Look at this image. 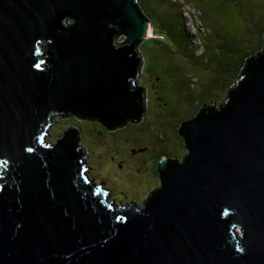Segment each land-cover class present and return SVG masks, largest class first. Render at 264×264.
Segmentation results:
<instances>
[{
	"label": "water",
	"instance_id": "1",
	"mask_svg": "<svg viewBox=\"0 0 264 264\" xmlns=\"http://www.w3.org/2000/svg\"><path fill=\"white\" fill-rule=\"evenodd\" d=\"M150 28L139 0H0V264H264V42L142 206L90 177L79 128L46 139L76 103L110 130L143 119Z\"/></svg>",
	"mask_w": 264,
	"mask_h": 264
},
{
	"label": "rangeland",
	"instance_id": "2",
	"mask_svg": "<svg viewBox=\"0 0 264 264\" xmlns=\"http://www.w3.org/2000/svg\"><path fill=\"white\" fill-rule=\"evenodd\" d=\"M139 1L154 20L150 18L146 38L151 41L141 46L146 57L142 53L139 79L133 80L135 86L147 87L145 116L114 130L97 119L82 118L79 143L90 152L88 174L108 189L107 198L142 206L160 183L159 156L185 154L178 124L205 104L225 100L236 83L239 56L257 52L264 42V0ZM160 13L174 19L176 40L160 25ZM181 26L188 37L183 33L182 38ZM125 39L119 34L115 42ZM75 122L74 114H56L46 139L57 141Z\"/></svg>",
	"mask_w": 264,
	"mask_h": 264
},
{
	"label": "trees",
	"instance_id": "3",
	"mask_svg": "<svg viewBox=\"0 0 264 264\" xmlns=\"http://www.w3.org/2000/svg\"><path fill=\"white\" fill-rule=\"evenodd\" d=\"M163 1V0H162ZM140 7H141V9L144 11V13L145 14H147L152 20H153V18L150 16V14L146 11V9L143 7V5H142V3H141V1H140ZM163 12H166L165 10L163 11ZM161 14V13H160ZM161 16L162 17H160L161 19H162V21L160 22V25L161 26H163V28L166 30V31H168V33H169V31H171V34L172 35H174V40H176V38H175V33H174V29L176 28H174L173 26H174V19H172V21H170V20H167L166 18H168L164 13L163 14H161ZM72 19L70 20V21H68L67 20V22H69L68 24H71L72 23ZM108 20H106L105 22H107ZM154 21V20H153ZM170 21V22H169ZM168 22H169V24H168ZM180 31H181V33H182V38L184 37L183 36V33L185 34V36H187V34L184 32V30L182 29V26L180 27ZM66 35H68V33L66 34ZM188 37V36H187ZM150 42L151 41V39L149 38V39H147V40H144V43H147V42ZM142 44H143V42H142ZM142 44L140 45V51H141V53H143V50H142V48H141V46H142ZM262 45H263V43L260 41V48L259 49H261V47H262ZM241 54V53H240ZM239 54V55H240ZM143 55L145 56V54L143 53ZM252 55V54H251ZM250 56V54H245V55H243L242 56V54L239 56V59H238V62H236V73H235V75H234V78H235V80H237V77H238V75L242 72V68L246 65V62H247V58ZM146 57V56H145ZM145 68V67H144ZM225 70H230L231 68H229V66H226V68H224ZM223 69V70H224ZM241 71V72H240ZM233 78V79H234ZM233 83H235V81H233ZM78 104L76 103L75 104V108H74V110H72L71 111V113H74V115L76 116V122H75V126L77 127V128H79L80 129V125H79V122L81 121V119H80V117L82 116V117H84V116H87L86 114H84L83 113V110L82 109H78ZM201 109V107L199 108V110ZM198 110V111H199ZM198 111L194 114V115H196L197 113H198ZM194 115L193 116H191V117H189V118H187V119H185V120H188V119H191L192 117H194ZM184 121V120H183ZM183 121H181L179 124H178V129H179V127H180V125H181V123L183 122ZM106 128V127H105ZM182 139H183V137H182ZM183 142H184V147H185V141H184V139H183ZM184 150H185V152L187 151V148L185 147L184 148ZM162 155L163 154H161L160 156H159V158L158 159H160L161 157H162Z\"/></svg>",
	"mask_w": 264,
	"mask_h": 264
},
{
	"label": "bare ground",
	"instance_id": "4",
	"mask_svg": "<svg viewBox=\"0 0 264 264\" xmlns=\"http://www.w3.org/2000/svg\"><path fill=\"white\" fill-rule=\"evenodd\" d=\"M152 31V30H151ZM55 116V115H54ZM83 150H84V148H83ZM85 151V150H84ZM86 152V151H85ZM85 158V157H84ZM85 160H86V162H87V159L85 158Z\"/></svg>",
	"mask_w": 264,
	"mask_h": 264
},
{
	"label": "clouds",
	"instance_id": "5",
	"mask_svg": "<svg viewBox=\"0 0 264 264\" xmlns=\"http://www.w3.org/2000/svg\"><path fill=\"white\" fill-rule=\"evenodd\" d=\"M146 95H147V94H146ZM105 190H107V191H108V189H106V188H105ZM107 196H108V194H107ZM143 201H144V200H143ZM131 202H132V201H131Z\"/></svg>",
	"mask_w": 264,
	"mask_h": 264
}]
</instances>
